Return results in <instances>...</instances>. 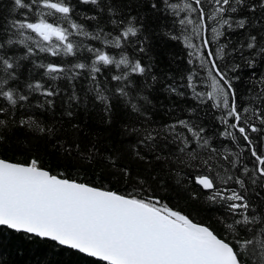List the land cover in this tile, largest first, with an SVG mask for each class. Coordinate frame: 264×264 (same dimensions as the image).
Returning <instances> with one entry per match:
<instances>
[{
	"label": "trees",
	"instance_id": "16d2710c",
	"mask_svg": "<svg viewBox=\"0 0 264 264\" xmlns=\"http://www.w3.org/2000/svg\"><path fill=\"white\" fill-rule=\"evenodd\" d=\"M0 158L264 264V0H0ZM0 264L112 263L0 223Z\"/></svg>",
	"mask_w": 264,
	"mask_h": 264
},
{
	"label": "water",
	"instance_id": "95a60500",
	"mask_svg": "<svg viewBox=\"0 0 264 264\" xmlns=\"http://www.w3.org/2000/svg\"><path fill=\"white\" fill-rule=\"evenodd\" d=\"M200 180L210 186L205 176ZM95 194L137 206L105 190L63 182L43 169L0 159L1 223L114 264H239L226 245L150 227L132 212V217L119 214Z\"/></svg>",
	"mask_w": 264,
	"mask_h": 264
},
{
	"label": "bare ground",
	"instance_id": "6f19581e",
	"mask_svg": "<svg viewBox=\"0 0 264 264\" xmlns=\"http://www.w3.org/2000/svg\"><path fill=\"white\" fill-rule=\"evenodd\" d=\"M39 27H41V26H36V29H39V30H42V31L46 30L45 26H43L41 28H39ZM200 178H201V176L196 178V181L204 189H211L212 188L211 180L207 176H206V178H207L208 182L210 183V186H207L206 185V181L200 180ZM79 185L86 186V185H83V184H79ZM109 193H111V192H109ZM111 194H113V193H111ZM94 196L97 197L98 199H101L102 201L108 203L109 205H111L113 207V209L115 211H117L119 214L127 215L128 217H132V214L130 213V212H132L137 217H139L146 225H148L150 227L157 228L159 230L165 231V232L170 233V234L181 235V236H189V233H187V232H185L183 230H180V229H178L176 227L171 226L164 217H162V216H160L158 214H155V213H151V212L145 210L141 206H132V205L127 204V203H124L125 205L122 206V205L116 204L112 200L110 201L105 196L97 195V194H95ZM4 224H6V223H4ZM7 225H9V224H7ZM9 226H11V225H9ZM64 244H66V243H64Z\"/></svg>",
	"mask_w": 264,
	"mask_h": 264
},
{
	"label": "rangeland",
	"instance_id": "374dc122",
	"mask_svg": "<svg viewBox=\"0 0 264 264\" xmlns=\"http://www.w3.org/2000/svg\"><path fill=\"white\" fill-rule=\"evenodd\" d=\"M204 30H205V24L203 22L202 23L203 35H204ZM44 32H46V31H44ZM202 38H203V42L205 43V41H204L205 38L204 37H202ZM210 58H211V56H210ZM210 83H211V85H210V94L212 95V97L214 98V100L216 102H220V103L222 102L224 104L225 103V100H226V95L224 93V88H223V85L221 84L220 79H217V77H215V76H211V82ZM175 222L179 226L181 225L179 227V229H181V230H183L185 232H188V233H191L192 232L191 230H189L188 228H186V227H188V225H184L183 222H182V219L180 217ZM191 234H193L195 236H198L199 233L193 231Z\"/></svg>",
	"mask_w": 264,
	"mask_h": 264
}]
</instances>
